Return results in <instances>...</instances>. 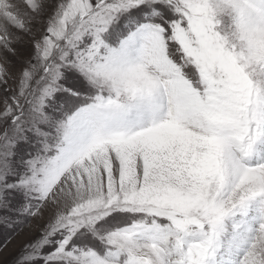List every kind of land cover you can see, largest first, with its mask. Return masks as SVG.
I'll return each mask as SVG.
<instances>
[{
    "label": "snow or ice",
    "instance_id": "6c2138e0",
    "mask_svg": "<svg viewBox=\"0 0 264 264\" xmlns=\"http://www.w3.org/2000/svg\"><path fill=\"white\" fill-rule=\"evenodd\" d=\"M0 264H264V0H0Z\"/></svg>",
    "mask_w": 264,
    "mask_h": 264
},
{
    "label": "rangeland",
    "instance_id": "374dc122",
    "mask_svg": "<svg viewBox=\"0 0 264 264\" xmlns=\"http://www.w3.org/2000/svg\"><path fill=\"white\" fill-rule=\"evenodd\" d=\"M25 238L26 237L24 236L18 237L17 240L14 241L13 244L10 245L8 250L4 253V256L2 257V259L4 261L10 260L12 256L18 251L20 244L23 242Z\"/></svg>",
    "mask_w": 264,
    "mask_h": 264
}]
</instances>
